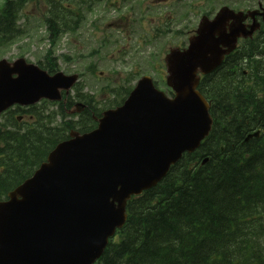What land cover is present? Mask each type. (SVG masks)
I'll use <instances>...</instances> for the list:
<instances>
[{
  "label": "water",
  "instance_id": "95a60500",
  "mask_svg": "<svg viewBox=\"0 0 264 264\" xmlns=\"http://www.w3.org/2000/svg\"><path fill=\"white\" fill-rule=\"evenodd\" d=\"M223 12L203 22L183 52L165 58L167 99L143 77L121 106L102 113L90 133H70L33 175L0 202V264H92L124 220L125 201L154 186L184 150L208 132L207 105L195 90L226 51L213 34ZM236 31V30H234ZM237 32L232 36L231 46ZM13 75H16L13 77ZM75 76L48 77L23 59L0 61V112L41 98L59 100Z\"/></svg>",
  "mask_w": 264,
  "mask_h": 264
},
{
  "label": "trees",
  "instance_id": "16d2710c",
  "mask_svg": "<svg viewBox=\"0 0 264 264\" xmlns=\"http://www.w3.org/2000/svg\"><path fill=\"white\" fill-rule=\"evenodd\" d=\"M3 1L0 42L18 33L15 22L27 0ZM64 15L56 16L58 26ZM48 24L52 30L55 24ZM249 46L247 80L234 83L224 66L201 80L198 89L211 104L209 136L156 187L127 203L126 223L97 264H264V47ZM75 91V99L91 108L76 122L65 120L70 100L55 109L48 103L29 108L25 122L13 112L1 116L0 200L70 129L93 128L91 114L98 111L90 96ZM253 131L258 137L244 141Z\"/></svg>",
  "mask_w": 264,
  "mask_h": 264
},
{
  "label": "rangeland",
  "instance_id": "374dc122",
  "mask_svg": "<svg viewBox=\"0 0 264 264\" xmlns=\"http://www.w3.org/2000/svg\"><path fill=\"white\" fill-rule=\"evenodd\" d=\"M119 10L112 11L99 5L92 12L85 15L76 32L61 34L53 44L47 39L43 24V15L47 11L44 2L38 1L27 4L23 11L19 25L23 35L14 40L11 45L0 47V59L10 61L22 55L32 63L42 61L46 50H51L56 59L57 69L64 74L79 73L82 92L92 95L97 101L98 109H106L111 100L109 89L119 87L124 79L129 78V87L143 75H149L153 81L159 83L158 89L164 91L165 85L163 74L159 73V66L163 67V58L170 47L186 44L192 32L187 30L194 28L195 17L193 13H208L209 5L206 0H184V20L179 23V36L168 34L164 38L151 41L147 47L137 45V38L145 33V29L160 25L167 16H159L163 11L162 5L151 6L146 0H114ZM113 3V0H110ZM202 2L203 6H198ZM253 0H248L244 5L251 9ZM264 7V0H261ZM191 3V7L187 5ZM222 4L223 2H218ZM210 9L213 6L210 3ZM217 8V7H216ZM127 11L128 13H125ZM172 14L176 15V8H172ZM197 18V17H196ZM117 21V29H107L108 24ZM176 29L175 20L168 21ZM184 28V29H183ZM132 34V36H131ZM115 45V46H114ZM118 46V47H117ZM120 51H117V48ZM121 47H126L123 49ZM116 48V50H114ZM94 65V74L89 75L87 66ZM101 73V74H100ZM162 80V81H161Z\"/></svg>",
  "mask_w": 264,
  "mask_h": 264
},
{
  "label": "bare ground",
  "instance_id": "6f19581e",
  "mask_svg": "<svg viewBox=\"0 0 264 264\" xmlns=\"http://www.w3.org/2000/svg\"><path fill=\"white\" fill-rule=\"evenodd\" d=\"M216 33H220V31H219V30H217V31H216Z\"/></svg>",
  "mask_w": 264,
  "mask_h": 264
}]
</instances>
